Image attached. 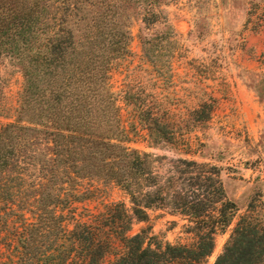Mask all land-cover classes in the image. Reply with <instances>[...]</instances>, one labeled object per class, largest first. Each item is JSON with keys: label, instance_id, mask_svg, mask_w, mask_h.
Masks as SVG:
<instances>
[{"label": "trees", "instance_id": "trees-1", "mask_svg": "<svg viewBox=\"0 0 264 264\" xmlns=\"http://www.w3.org/2000/svg\"><path fill=\"white\" fill-rule=\"evenodd\" d=\"M158 2L0 0V58L22 75L11 121L0 126V224L13 215L22 227L1 264H204L231 223L237 205L217 167L179 158L162 173L164 157L125 145L140 129L150 147L174 135L151 106L126 127L121 103L134 93L110 81L112 64L130 51L132 21L158 20ZM93 182L117 185L130 208L116 202L88 222L75 218L73 204L92 196ZM152 207L182 215L193 241L129 235ZM252 208L213 264H264V223Z\"/></svg>", "mask_w": 264, "mask_h": 264}, {"label": "rangeland", "instance_id": "rangeland-1", "mask_svg": "<svg viewBox=\"0 0 264 264\" xmlns=\"http://www.w3.org/2000/svg\"><path fill=\"white\" fill-rule=\"evenodd\" d=\"M158 3L151 7L158 24L141 17L132 21L130 51L114 61L110 81L114 90L134 93L132 103H121L126 127L136 112L151 106L174 134L170 142L150 147L140 129L127 147L164 157L162 173L179 158L219 169L226 197L236 203L237 212L214 235V249L204 262L213 264L250 202L264 223V0ZM21 84L19 69L0 58V126L11 121ZM90 186L92 196L73 204L78 220L90 221L106 204L123 202L130 208L114 183ZM171 212L169 207H152L148 221L133 220L128 234L145 229L157 241L190 244L193 235L186 232V219ZM7 218L0 224V264L13 255L14 230L22 227L13 215Z\"/></svg>", "mask_w": 264, "mask_h": 264}]
</instances>
